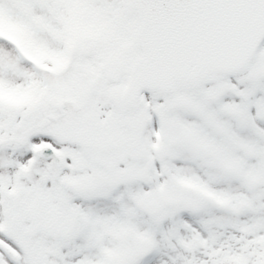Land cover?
<instances>
[{
    "label": "snow or ice",
    "instance_id": "snow-or-ice-1",
    "mask_svg": "<svg viewBox=\"0 0 264 264\" xmlns=\"http://www.w3.org/2000/svg\"><path fill=\"white\" fill-rule=\"evenodd\" d=\"M0 264H264V0H0Z\"/></svg>",
    "mask_w": 264,
    "mask_h": 264
}]
</instances>
